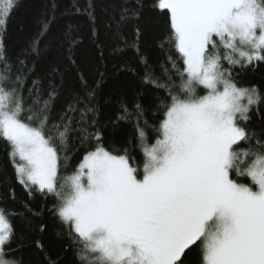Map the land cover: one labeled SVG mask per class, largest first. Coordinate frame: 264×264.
<instances>
[{
	"label": "snow or ice",
	"instance_id": "obj_1",
	"mask_svg": "<svg viewBox=\"0 0 264 264\" xmlns=\"http://www.w3.org/2000/svg\"><path fill=\"white\" fill-rule=\"evenodd\" d=\"M19 3L0 0V139L28 195L55 197L52 211L62 226L56 235L66 237L79 264H186L194 249L200 264H264V131L249 123L264 93L239 86L235 73L264 64V0H119L109 24L124 44L116 51L133 49L142 65L139 74L121 66L142 89L130 102L117 90L113 126L134 129L119 147L105 146L98 121L103 73L91 86L81 75L82 91L71 93L59 111L64 74L57 68L46 86L41 79L26 86L34 72L27 60L39 55V39L15 61L5 43ZM72 6L95 23L93 0L83 10L75 0ZM55 8L41 22L40 36L56 19ZM146 11L153 17L146 19ZM154 20L164 25L159 75L141 48V22ZM128 25L131 41L123 35ZM65 36L71 54L78 41ZM148 113L158 122L150 124ZM73 141L85 154L73 174L59 178L61 153ZM17 215L0 208V264H19L10 258ZM36 245L45 264H60L40 240Z\"/></svg>",
	"mask_w": 264,
	"mask_h": 264
},
{
	"label": "trees",
	"instance_id": "obj_2",
	"mask_svg": "<svg viewBox=\"0 0 264 264\" xmlns=\"http://www.w3.org/2000/svg\"><path fill=\"white\" fill-rule=\"evenodd\" d=\"M73 2L74 0H20L19 7L14 11L7 25L5 43L8 53L15 61L21 49L28 47L32 40L39 39V55H33L27 60L28 68H34V72L26 86L31 87L32 79H41L46 86L52 69L57 68L64 74L62 95L56 103L57 111L65 106L71 93L82 91L81 75L91 86L100 79V73H103L104 83L97 95L100 108L98 121L105 136V146L114 144L119 147L134 136V129L131 123L120 122L118 126H113L117 115L115 103L117 90L130 102L142 89L138 77L122 70L121 66L130 64L139 74L142 72V65L138 63L133 49L127 48L122 53L116 51L117 48H124V44L118 38H113L115 29L109 28V24L112 23L114 11L118 12L119 0H93L94 24L83 11L76 12L72 6ZM75 3L81 10L88 6V0H75ZM53 4L56 5V19L52 21L47 33L40 36L41 22L51 14ZM152 17L151 12H145L146 19ZM141 27L144 28L142 51L159 75V64L165 61V53L159 47V38L164 35V25L158 20L147 25L142 21ZM66 33L78 41L71 48V54H69L70 42L66 39ZM123 35L129 41L134 39L131 25L123 29ZM173 55L178 56V53ZM72 61L75 63L73 64ZM180 66H183L182 62ZM235 73L239 86L254 85L264 93V64L244 70L237 67ZM55 80L59 83L60 76L57 75ZM147 119L150 124L158 122V117L153 116L152 113L147 114ZM249 123L258 134L264 131V104L260 105L258 111L253 110ZM149 138L150 141H154L155 133L149 131ZM8 152L7 143L0 139V208L20 214L13 218L16 237L11 244L14 255L10 258L15 259L19 264H45V255L36 245V241L40 240L45 249L54 258H58L60 264H79L75 250L67 246L66 237L56 235L61 231L62 226L52 211L57 203L55 197L51 194L45 197L39 192L30 197L27 189L17 180ZM84 154L85 148L81 147L78 141H73L71 151L61 153L58 177L64 178L73 173ZM133 155L138 163L142 161L138 149ZM242 182L251 183L250 179ZM29 222H31L30 227ZM41 225L45 226L44 232H39ZM186 264H200L198 249L188 254Z\"/></svg>",
	"mask_w": 264,
	"mask_h": 264
},
{
	"label": "rangeland",
	"instance_id": "obj_3",
	"mask_svg": "<svg viewBox=\"0 0 264 264\" xmlns=\"http://www.w3.org/2000/svg\"><path fill=\"white\" fill-rule=\"evenodd\" d=\"M71 174H73V173H71ZM71 174H70V175H71ZM70 175H68V176H70ZM66 177H67V176H66Z\"/></svg>",
	"mask_w": 264,
	"mask_h": 264
}]
</instances>
